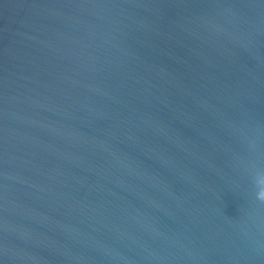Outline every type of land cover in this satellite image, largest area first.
<instances>
[{"label":"water","instance_id":"obj_1","mask_svg":"<svg viewBox=\"0 0 264 264\" xmlns=\"http://www.w3.org/2000/svg\"><path fill=\"white\" fill-rule=\"evenodd\" d=\"M264 0H0V264H264Z\"/></svg>","mask_w":264,"mask_h":264},{"label":"clouds","instance_id":"obj_2","mask_svg":"<svg viewBox=\"0 0 264 264\" xmlns=\"http://www.w3.org/2000/svg\"><path fill=\"white\" fill-rule=\"evenodd\" d=\"M259 198H260V199H264V192H261V193L259 194Z\"/></svg>","mask_w":264,"mask_h":264}]
</instances>
